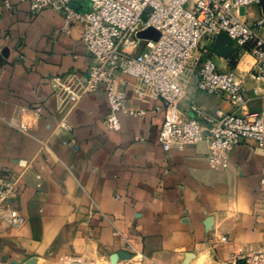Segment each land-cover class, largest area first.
Masks as SVG:
<instances>
[{"label": "crops", "instance_id": "1", "mask_svg": "<svg viewBox=\"0 0 264 264\" xmlns=\"http://www.w3.org/2000/svg\"><path fill=\"white\" fill-rule=\"evenodd\" d=\"M62 26V15L52 10L32 16L28 4L13 0L8 10L0 2V173L19 178L16 194L0 202V264L74 255L229 264L263 250V153L244 143L221 166L210 165L207 141L166 153L155 110L162 102L130 76H124L119 130L105 123L104 93L85 94L77 104L63 100L51 78L81 89L92 60L80 26L71 34ZM250 58L252 66H241V59L235 73L247 90L244 112H260L264 80L254 78ZM195 72L181 78L184 109L194 102L210 112L231 111L198 90ZM62 118L69 130L59 127ZM12 210L24 218L20 226L11 225Z\"/></svg>", "mask_w": 264, "mask_h": 264}, {"label": "built area", "instance_id": "2", "mask_svg": "<svg viewBox=\"0 0 264 264\" xmlns=\"http://www.w3.org/2000/svg\"><path fill=\"white\" fill-rule=\"evenodd\" d=\"M13 0H0L12 9ZM29 5L32 16L45 10L62 15V31L71 34L75 25L92 60L83 86L51 78L58 95L77 104L85 94H105L109 114L105 120L111 130L121 127L119 113L124 109L130 76L149 86L161 100L155 110L162 116L158 142L166 153L182 150L202 141L209 143L211 166L228 162L238 146L252 142L263 153L260 184L264 187V109L244 112L247 90L235 73L241 51L253 57V76L264 80V10L262 0H17ZM81 3L77 9L74 4ZM149 29L159 32L158 40L140 39ZM226 36L234 48L228 58L209 55L217 38ZM196 67L200 92L217 96L231 105L210 112L191 102L184 109L186 92L181 78ZM35 112L41 114V108ZM131 116L145 112L130 111ZM59 127L70 129L67 118ZM24 133L30 130L22 129ZM43 142V147H46ZM18 176L0 173V202L17 192ZM41 182V176L37 175ZM40 187V183H38ZM24 218L10 212V223L20 226ZM264 264V249L245 257L235 256L229 264Z\"/></svg>", "mask_w": 264, "mask_h": 264}, {"label": "rangeland", "instance_id": "3", "mask_svg": "<svg viewBox=\"0 0 264 264\" xmlns=\"http://www.w3.org/2000/svg\"><path fill=\"white\" fill-rule=\"evenodd\" d=\"M241 59L243 67H251L253 64V60L250 58V55L246 51H241ZM250 58V59H249ZM38 264H157L153 262H149L143 258L138 259H121L118 261H115L113 259V256L111 258H108V260L101 261V258L98 255H94L93 258L89 259L84 256L74 255L71 257H63L58 258L56 260H53L49 263H38ZM173 264H206L205 260H196L193 257H185V258H179L174 261Z\"/></svg>", "mask_w": 264, "mask_h": 264}, {"label": "water", "instance_id": "4", "mask_svg": "<svg viewBox=\"0 0 264 264\" xmlns=\"http://www.w3.org/2000/svg\"><path fill=\"white\" fill-rule=\"evenodd\" d=\"M262 6L264 10V0H262ZM140 39H152V40H158L160 37L159 32H157L154 29H149L145 32H142L138 35ZM234 53V48L231 45V40L228 39L226 36H220L217 38L213 45V49L209 57L215 58V57H221L228 59L230 58ZM122 257L120 255H114L113 259L115 261L120 260ZM29 264H34V261H31Z\"/></svg>", "mask_w": 264, "mask_h": 264}]
</instances>
